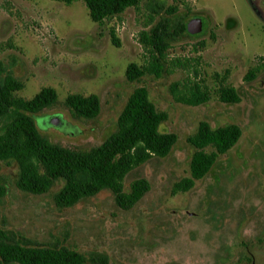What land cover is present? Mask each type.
<instances>
[{"label":"rangeland","instance_id":"1","mask_svg":"<svg viewBox=\"0 0 264 264\" xmlns=\"http://www.w3.org/2000/svg\"><path fill=\"white\" fill-rule=\"evenodd\" d=\"M159 1L187 15L186 22L201 18L204 28L172 43L167 75L130 83L127 66L143 67L147 61L138 40L155 21L147 0L99 24L90 20L82 1L0 0V60L12 63L23 82L15 97L30 99L43 87L53 88L60 104L69 94L99 97L101 111L92 120H75L60 105L38 116L58 119L62 130L41 129L52 141L79 149L97 145L140 86L167 115L158 130L178 136L165 158L141 169L151 190L129 211L105 192L73 208L54 209L17 192L16 166L0 162V182L8 189L0 202V227L105 256L109 264H264V73L248 96L242 89L245 73L264 57V0ZM195 85L208 100L198 105L179 100ZM220 85L236 88L240 102H221ZM200 121L213 129L237 123L242 134L205 180L171 194L172 184L190 175L193 148L186 138ZM130 182L124 181V191Z\"/></svg>","mask_w":264,"mask_h":264},{"label":"trees","instance_id":"2","mask_svg":"<svg viewBox=\"0 0 264 264\" xmlns=\"http://www.w3.org/2000/svg\"><path fill=\"white\" fill-rule=\"evenodd\" d=\"M64 4L82 1L91 21L101 23L121 14L129 7L137 8L141 0H54ZM154 23L141 31L138 40L147 52L143 67L131 63L125 71L130 83L146 75L155 78L169 73L167 50L173 42L191 36L186 28V17L177 13L173 5L165 6L159 0H147ZM153 20V19H152ZM111 40L119 46L111 32ZM262 64L250 68L243 77L242 89L255 86ZM12 63L0 60V162L17 168L13 186L20 194L48 203L54 209H70L77 203L89 201L105 192L123 211L134 209L151 190L148 178L141 169L152 160L165 158L177 142L174 132L161 133L159 125L167 115L158 111L149 98L146 87H136L120 112L113 131L89 149L64 146L52 141L41 131L51 125L53 118L44 119L49 110L62 106L75 120H92L101 111L99 97L69 94L59 103L56 91L41 88L32 98L23 99L13 94L23 88V82L12 70ZM223 103L240 102V95L232 86L220 85L216 91ZM207 92L200 87L191 88L179 100L198 105L208 100ZM251 105V103H250ZM62 130L57 125L54 126ZM242 134L237 123L211 128L207 121H200L195 133L186 138L193 148L189 160L188 177L172 184L170 193L186 192L195 181L205 180L217 159L225 158ZM130 179L129 191H124V181ZM59 187L52 191V189ZM8 189L0 182V202L7 197ZM0 264H109L105 256L87 255L59 243L30 240L20 233L0 227Z\"/></svg>","mask_w":264,"mask_h":264},{"label":"water","instance_id":"3","mask_svg":"<svg viewBox=\"0 0 264 264\" xmlns=\"http://www.w3.org/2000/svg\"><path fill=\"white\" fill-rule=\"evenodd\" d=\"M186 28H187V31L190 34H197V33L201 32L203 30V28H204L203 20L201 18H197V17L191 18L186 23ZM51 123L54 126H57L58 125V119L57 118H53L51 120ZM187 214L188 215H193V213H191V212H187Z\"/></svg>","mask_w":264,"mask_h":264}]
</instances>
